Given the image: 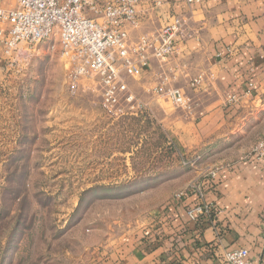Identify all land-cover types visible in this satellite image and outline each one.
<instances>
[{
	"label": "rangeland",
	"instance_id": "rangeland-1",
	"mask_svg": "<svg viewBox=\"0 0 264 264\" xmlns=\"http://www.w3.org/2000/svg\"><path fill=\"white\" fill-rule=\"evenodd\" d=\"M48 45L18 58L16 77L0 83V264H99L135 222L201 190L264 136L256 123L183 149L167 113L184 110L145 90L141 76H125L129 91L155 94L161 111L121 100L123 113L111 116L97 78L72 94L66 61Z\"/></svg>",
	"mask_w": 264,
	"mask_h": 264
},
{
	"label": "crops",
	"instance_id": "crops-1",
	"mask_svg": "<svg viewBox=\"0 0 264 264\" xmlns=\"http://www.w3.org/2000/svg\"><path fill=\"white\" fill-rule=\"evenodd\" d=\"M1 4L16 6L13 0ZM138 11L139 24L128 28L131 41L175 16L184 21L175 53L164 61L152 58L140 77L145 90L166 77L167 86L181 88L189 98V110L167 113V129L181 148L203 149L264 123V0H140ZM17 71H10L0 49V83L9 85ZM199 76L200 84L192 86ZM250 82L255 89L246 94ZM138 95L152 111H161L163 99ZM232 95L235 101L229 100ZM204 189L205 201L219 210L204 227L187 213L197 196L172 204L167 198L166 210L135 222L99 264H225L222 253L238 247L263 259L264 159L247 154L221 164Z\"/></svg>",
	"mask_w": 264,
	"mask_h": 264
},
{
	"label": "built area",
	"instance_id": "built-area-1",
	"mask_svg": "<svg viewBox=\"0 0 264 264\" xmlns=\"http://www.w3.org/2000/svg\"><path fill=\"white\" fill-rule=\"evenodd\" d=\"M13 1L16 6L7 8L0 0V49L10 71L26 52L36 51L44 43L52 50L58 46L69 70L71 93L77 92L82 78H97L103 90L102 106L111 116L123 113L118 108L121 100L137 102L139 109L145 107V103L129 91L125 76H141L152 58L164 61L173 55L184 24L180 16H175L153 34L131 41L128 28L139 24L140 0ZM186 1L191 4L200 0ZM166 80L163 77L151 89L175 106L189 110V98L181 88L167 86ZM200 82L199 76L191 84L198 86ZM254 89L255 84L250 82L246 94ZM236 99L235 95L229 97L230 101ZM250 154L264 159V136ZM213 176L214 173L211 178ZM204 187L177 194L171 204L194 194L197 201L187 210L189 218L196 221L203 216L213 220L219 210L213 203L205 201ZM221 259L225 264H264V258L252 259L246 247L225 250Z\"/></svg>",
	"mask_w": 264,
	"mask_h": 264
},
{
	"label": "trees",
	"instance_id": "trees-1",
	"mask_svg": "<svg viewBox=\"0 0 264 264\" xmlns=\"http://www.w3.org/2000/svg\"><path fill=\"white\" fill-rule=\"evenodd\" d=\"M166 207H167V203H166L163 207H161V209H164V208H166ZM196 221L202 223L201 226L204 227V226L206 225V223H207L208 221H210V220H209V219H206V218H204V217L202 216V217L198 218Z\"/></svg>",
	"mask_w": 264,
	"mask_h": 264
}]
</instances>
